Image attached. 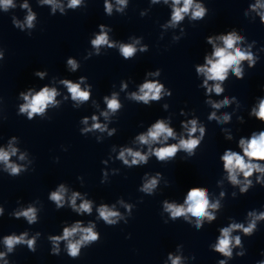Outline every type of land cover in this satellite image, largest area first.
I'll return each instance as SVG.
<instances>
[{"label":"water","instance_id":"95a60500","mask_svg":"<svg viewBox=\"0 0 264 264\" xmlns=\"http://www.w3.org/2000/svg\"><path fill=\"white\" fill-rule=\"evenodd\" d=\"M110 2L113 5L111 16L104 12V0H81L76 9L67 7L68 0H54V4L45 0H13L14 6L7 10L0 6V52L3 53L0 60V148L9 150L11 142L18 151L10 157V162L24 168L14 177L5 171L4 162H0V207L4 208L0 216V252L6 251L3 244L6 235L27 231L32 237L36 232L41 233L34 253L26 245H17L14 253L6 257L9 262H78L173 250L217 240L219 230L231 223L247 226L248 211H264V187L256 184L241 195L239 186L234 187L228 181L220 160L226 148L239 151L240 136L264 129V123L249 116L259 98H264V51H261L264 24L257 12L250 9L257 0H195L208 8L205 18L190 21L186 15L176 27L168 26L172 0L167 4L164 0L157 4H152L151 0H127L122 12L117 11L122 6L116 0ZM25 3L28 8L22 7ZM29 11L35 15L32 28L26 26ZM14 20L24 27H16ZM100 24L105 25L109 41L115 42L117 47L101 46L97 56L91 40L99 34ZM233 28L245 37L240 46L247 50L248 45H252L251 51L258 59L252 68L247 61L242 62L243 79H237L229 71L228 79L222 84L224 93L220 96L213 93L211 99L220 101L227 96L231 100L235 96L236 100L217 110L206 103L209 97L201 87L205 76L197 74L196 66L204 65L205 55L212 54L213 46L206 42V37L226 34ZM135 40H139V44H135L137 52L125 60L118 45ZM144 45L148 46V51L140 52ZM69 58L77 62L75 71L67 64ZM157 69L161 70L159 76L147 74ZM36 71L45 73L43 79L34 74ZM81 76L86 78L80 84L81 89L90 91L86 102L73 101L67 87L61 83L64 79L79 83ZM122 81L127 88H121ZM145 81L163 83L172 95H162V99L151 102V106L128 99L130 93H138ZM208 83L211 86L214 82ZM45 85L56 89L55 102L33 120H28L26 113L18 115L20 105L25 103L19 93L31 88L35 94ZM113 92L118 93L122 105L116 114L107 110L103 100L105 95L111 98ZM102 111H109L107 119L100 115ZM213 111L218 117L227 113L230 122L209 121L208 116ZM92 115L98 117L97 122L107 125V130L81 134V129L93 123ZM85 116L89 117L87 125L81 122ZM158 118L173 127L176 138L165 141L162 137L151 148L176 144L181 136L186 138L181 122L197 119L206 134L194 150L195 155L189 156L181 150L174 158H167V162H159L154 155H149L147 164L128 168L117 159L121 148L148 153L150 146L140 144L135 136L146 133ZM113 128L116 132L109 136ZM195 135L198 137L199 132ZM229 135L233 139L225 138ZM21 154L25 157L23 160L19 158ZM128 159L131 161V157ZM258 162L264 165V161ZM257 175L260 174L254 173L249 178L254 184ZM154 177L158 183L151 195L139 190ZM238 178L243 182L242 174ZM60 184L66 189L65 202L64 207L57 210L48 196ZM193 186L206 187L210 203H220L218 210L209 208L216 219L209 223L205 218L200 230L195 228L196 218L190 214L191 223L184 217L173 221L164 210V201L184 205L187 191ZM74 192L80 194L76 199L77 207L83 200L92 201L91 214H77L71 209ZM101 204L121 214L116 225L109 226L99 217L97 209ZM29 205L37 209L36 224L29 225L23 217H12V213ZM125 205L133 206L131 214ZM77 220L82 221V227H87L89 222L95 224L94 231L100 233V240L82 248L78 259L67 255L65 241L60 242V254L52 255L48 236L62 235L63 228L73 226ZM257 228H264V221H259ZM240 233L234 231L232 235ZM78 238L79 234L73 239Z\"/></svg>","mask_w":264,"mask_h":264},{"label":"clouds","instance_id":"9594fccd","mask_svg":"<svg viewBox=\"0 0 264 264\" xmlns=\"http://www.w3.org/2000/svg\"><path fill=\"white\" fill-rule=\"evenodd\" d=\"M48 4H54V0H45ZM116 3L122 7L117 8L118 12L123 11V6L127 5V0H116ZM152 4L159 3V0H151ZM164 3L167 4L168 0H164ZM81 5V0H68L67 7L71 9H76ZM182 5V6H181ZM0 6L7 10L10 6L13 5V0H0ZM60 6V5H55ZM24 8H28V4L25 3L22 5ZM104 12L111 16L113 5L110 0H104ZM252 11H256L260 17L261 24H264V3H260V0H257L256 4L250 5ZM55 10V8H54ZM63 12V8H61ZM208 8L202 3H196L195 0H172L171 4V19L168 22V26L176 27L181 21L185 19L187 15L190 21L203 20L205 18ZM35 15L29 11L28 16L26 17V26L28 28L33 27V21ZM16 27L23 28L24 25L20 24L19 21H13ZM100 32L91 40V45L96 50L95 55H100V47L107 46L108 48L117 47L115 42H110L107 32L105 31V25H98ZM183 31V29H182ZM216 41H220L221 44H217ZM245 41V37L237 33L233 28L231 31H228L226 34L221 33L216 36L209 35L206 37V42L212 44L213 51L211 56L205 55V64L197 65L196 72L197 74H203L205 79L201 85L206 91L205 95L209 97L206 103L210 104L213 109H220L221 107L228 106L231 104L232 100H236V97L233 96L230 100L225 96L220 101H214L211 99V95L214 93L217 96H220L224 93L225 89L222 87L223 82L228 79L229 71L235 75L237 79L244 78V71L241 67L243 61L248 62V67L252 68L256 65L258 57H255L251 51L252 45H248L247 50L242 48L240 45ZM255 43V41H253ZM135 44H139V40H135L134 43L126 44L119 43L118 50L120 55L128 60L134 57L137 52ZM140 52H147L148 46L144 45L140 47ZM264 51V48L261 49ZM0 60H3V53L0 52ZM67 64L71 66L73 71L78 67L77 62L69 58ZM161 73L160 69H157L155 72H149L148 75L159 76ZM36 76L43 79L45 73L41 71H36L34 73ZM85 77L81 76L79 78V83H73L71 80L64 79L61 81L64 84L68 92L71 94V99L73 101L86 102L90 99V91L82 90L80 84L85 81ZM209 81L214 83L210 86ZM91 88V85L88 86ZM121 88H127V84L123 81L121 82ZM33 89L29 88L27 91H21L19 97H21L25 103L20 105L19 113L27 114L28 120H33L36 115H43L45 109L49 104L55 102V97L57 96V91L55 88H49L48 86L42 87L38 92L32 94ZM162 95L171 96L172 91L166 89L163 83L159 81H145L140 85L139 91L132 92L129 94L128 99L135 101L137 103H142L145 106H151V102H159L162 99ZM118 93H111V98L108 95L103 97L104 102L106 103L107 110L111 111L112 114H116L117 110L121 109V102L117 98ZM167 108V105H164ZM109 111H102L100 115L104 116L105 119L108 118ZM183 114V111L181 112ZM249 116L254 117L256 120L264 123V98H259V103L257 106H254L249 111ZM238 119L243 123V118L238 117ZM93 123L90 127L81 129V134L92 132L94 130H99L104 132L107 130V125H102L97 122L98 117L96 115L91 116ZM208 120H215L217 123H228L231 120L230 115L225 113L222 117H218L216 112L213 111L209 114ZM89 117L85 116L82 119V123L87 125ZM190 125V127H189ZM182 128L185 130L187 137L181 136L178 143L176 144H165L164 146L158 148H151L153 143L160 142L161 138L165 141L168 138H176V133L173 130V127L169 126V123L165 122V119L158 118L155 120V123H152L148 127L146 133H139L135 136V139L143 145H149V152L142 153L141 151H134L130 147L121 148L117 159L122 161L124 165L128 168L133 166H139L141 164H147L149 155H154L159 162H167V158H174L178 151L184 150L189 156H194V150L201 144V141L204 139L206 134V129L202 124H198L197 119H190L187 122H181ZM223 131V129H222ZM116 132V129L113 128L109 131V136L113 135ZM199 132L197 137L195 134ZM247 137V138H246ZM227 140L233 139L231 135L225 137ZM13 141L16 139L12 138ZM237 147L239 151L234 150L229 147L223 151V154L220 156L222 161L223 170L227 172V179L231 185L239 186V193L241 195L247 194L248 191L255 187L256 184L264 187V165L258 161H264V129L259 131H252L248 136H240L237 141ZM17 149L9 144V150L0 148V162H4L5 171L9 173L10 176H19L22 171H24L23 165H17L10 162V157L17 153ZM242 153V154H241ZM128 157H131L129 161ZM20 160H23L25 157L23 154L20 155ZM247 158V159H245ZM104 161H102L103 163ZM254 173L260 175L256 176L255 184L250 177ZM242 174L243 182L238 177ZM160 174L157 173V177ZM103 183V181H101ZM157 178H152L148 180L143 186L139 189L142 192H145L149 195L152 194L153 189L157 186ZM66 189L63 184H60L59 187L50 193L48 199L55 203L56 209H62L64 207V194ZM80 194L74 192L70 200V206L73 211L77 214L92 212V201L83 200L82 203L77 207L76 199ZM224 193H221L223 196ZM233 197L236 196V193L233 192ZM186 205V206H185ZM127 211L131 214L132 205H125ZM209 208L213 210H218L220 208L219 201L215 203H210L208 197V190L206 187L193 186L188 189L187 196L184 201V205H177L176 203H169L164 201V210L170 213V219L175 221L179 217H184L188 223H191L188 220L189 214L191 217L196 218L195 228L200 230L203 227V221L206 218L209 223L216 219V216L213 212L209 211ZM99 217L109 226H114L117 224V221L121 219V214L118 211L112 210L108 207L107 204H101L97 209ZM4 208L0 207V216H3ZM12 217L15 219H20L21 217L27 220L29 225L36 224L38 221L37 218V209L32 205H29L26 209L16 211L12 213ZM247 226L244 223H231L227 227H223L219 230L220 235L217 238V242L213 245H210V248L219 253L223 259L218 261V264H228V260L234 258L233 249L239 248L240 251L235 253L237 257H243L245 255V248L242 241L241 235L232 236L234 231L242 232L243 236L251 237L258 230L257 224L259 221H264V211H257L255 209L247 212ZM128 221L125 220V223ZM167 223V221H165ZM82 221L77 220L73 226L64 227L62 235H49L48 241L51 244V254L59 255L61 252L60 242L65 241V251L67 255L72 259H78L81 255L82 248L91 246L93 243H97L100 240V233L94 231L95 224L89 222L87 227H82ZM79 234L78 239H73ZM41 235L40 232L32 237H29L27 231L21 232L19 235L12 233L3 237V244L6 248V251L0 252V260H4V264H9V261L6 259L9 253H14L15 247L17 245H26L27 249L30 252L36 251V242L37 238ZM182 245H178L180 247ZM264 255V253H261ZM184 257L179 255H173L171 252L168 253V260L171 261V264H184ZM191 259H195V256H192ZM257 264H264V259L257 261Z\"/></svg>","mask_w":264,"mask_h":264}]
</instances>
